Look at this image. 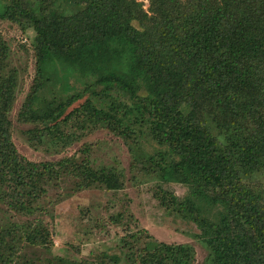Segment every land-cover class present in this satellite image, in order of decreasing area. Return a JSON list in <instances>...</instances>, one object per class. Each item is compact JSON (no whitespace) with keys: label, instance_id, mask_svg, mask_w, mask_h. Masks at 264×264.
Wrapping results in <instances>:
<instances>
[{"label":"trees","instance_id":"obj_1","mask_svg":"<svg viewBox=\"0 0 264 264\" xmlns=\"http://www.w3.org/2000/svg\"><path fill=\"white\" fill-rule=\"evenodd\" d=\"M147 1L144 10L137 0H3L0 21L35 34L34 75L17 120L36 126L25 135L40 144L47 134L62 139L60 126L78 116L103 125L132 143V167L154 175L158 207L197 228L206 264H264V0ZM9 56L0 34V264H36L35 249L44 264H193L191 245L133 231L136 221L121 214L84 228L115 237L93 260L45 257L53 239L37 215L50 214L49 190L73 178L64 197L117 192L123 172L19 155ZM39 101L49 107L37 112Z\"/></svg>","mask_w":264,"mask_h":264},{"label":"rangeland","instance_id":"obj_2","mask_svg":"<svg viewBox=\"0 0 264 264\" xmlns=\"http://www.w3.org/2000/svg\"><path fill=\"white\" fill-rule=\"evenodd\" d=\"M137 1L143 2L144 10L148 8L147 0ZM4 6L5 3L0 0V11ZM0 34L10 49L8 68L16 71L18 77L11 120L13 124L12 140L19 155L37 165L44 162L58 163L65 159H74L78 165L89 163L90 167L94 169L102 166H117L118 170L123 172L124 188L117 192L90 188L64 197V194L70 190L73 178L60 184L58 189L51 188L49 190L47 197L49 204L46 205V208L50 214L47 211L46 214L37 215L48 225L53 239V247L48 254H45V257L93 260L91 257L93 252L101 250L102 246H113L115 237L99 235L97 231H94L92 235H86L83 232L84 228L92 226L95 220L107 224L109 217L121 214L124 215V218H121L122 221H127L130 224L136 221L138 227L133 228V231L141 228L158 242L168 245H191L195 251L193 264H206L207 251L195 237L198 230L194 224L171 216L158 207L151 191L158 185L154 175L146 176L140 168L141 165L138 167L130 165L131 157L126 142L129 145L132 143L127 140L125 142L122 137L108 131L103 125L83 123V119L79 116L77 119H72L67 125L60 126V132L64 136L60 140L53 134H47L42 140V144L37 138L28 140L25 133L36 126L19 123L16 116L34 75L35 60L32 53L35 34L29 29L23 30L17 24L5 21H0ZM7 72L8 70L4 73L7 75ZM58 88H61L60 85L55 90ZM97 90L100 89L97 88ZM110 94L112 97H116L118 91ZM43 99L47 100L45 102L50 106L56 100L52 94L48 93ZM39 103L34 106L37 112L49 107L46 104L43 105L42 101ZM79 103L69 107L60 119H64ZM54 134L59 135L58 133ZM32 144L35 145V148L32 147ZM142 148L144 152H151L146 144H143ZM148 167L149 165H147ZM182 193L183 190H181ZM125 216H127L126 219ZM89 218H94V220L89 221ZM13 220L22 223L19 217H14ZM110 230L112 231L109 233L115 231L117 236L122 235L120 228H111ZM33 252L34 262L44 264L42 263L44 262L43 256L39 254L40 250L35 249Z\"/></svg>","mask_w":264,"mask_h":264}]
</instances>
